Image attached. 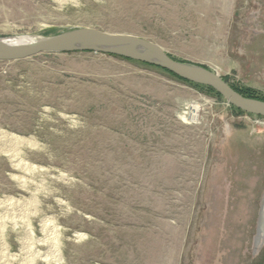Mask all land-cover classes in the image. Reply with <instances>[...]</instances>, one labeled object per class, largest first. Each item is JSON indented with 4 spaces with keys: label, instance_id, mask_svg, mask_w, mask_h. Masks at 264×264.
Segmentation results:
<instances>
[{
    "label": "rangeland",
    "instance_id": "obj_1",
    "mask_svg": "<svg viewBox=\"0 0 264 264\" xmlns=\"http://www.w3.org/2000/svg\"><path fill=\"white\" fill-rule=\"evenodd\" d=\"M78 2L0 0V38L134 35L264 97V0ZM195 102L200 123L186 124L180 115ZM3 130L35 138L23 157L44 172L0 155V200L21 204L0 207L9 237L0 264H27L13 230L26 206L38 210V238L50 219L61 264H264V118L236 115L156 67L80 52L0 62Z\"/></svg>",
    "mask_w": 264,
    "mask_h": 264
},
{
    "label": "water",
    "instance_id": "obj_2",
    "mask_svg": "<svg viewBox=\"0 0 264 264\" xmlns=\"http://www.w3.org/2000/svg\"><path fill=\"white\" fill-rule=\"evenodd\" d=\"M80 52L118 56L166 70L188 82L215 90L231 107L264 118V101L242 96L218 72L175 60L160 45L138 36L109 34L94 28H76L49 37L0 38V62H17L41 54ZM260 225L264 227V200Z\"/></svg>",
    "mask_w": 264,
    "mask_h": 264
},
{
    "label": "bare ground",
    "instance_id": "obj_3",
    "mask_svg": "<svg viewBox=\"0 0 264 264\" xmlns=\"http://www.w3.org/2000/svg\"><path fill=\"white\" fill-rule=\"evenodd\" d=\"M54 1L61 8L67 5L79 6L78 0H54ZM25 38H30V37H25ZM201 109H202V106L196 102L187 104L186 111H184L183 114L180 115V119L186 124L200 123L198 122V119H199L198 117L200 115L199 112ZM38 146L39 144L37 143L34 137H22V136H19V135H16V134L4 131V130L1 131L0 133V155H7L10 158V160L13 162V165L16 168H22L28 172L39 174L41 172H44V169L37 167L33 165L32 163H29L23 157L24 150L38 148ZM21 178L16 177V179L19 181L20 186L22 188L28 189L27 181ZM33 196H34L35 201L38 200L35 194H33ZM58 204L60 206H66V204L62 200H58ZM20 205H21L20 202L17 201L13 197H5L3 200H0V207H7L8 209H11V208L13 209V207H16V206L20 207ZM68 207L69 206H67V208ZM26 209H27V206L24 207L21 211V212L24 211L25 213L23 215V217L25 218L23 226L18 228V225H17L13 230H20V233H19L20 236L22 235L24 237L22 245H23L24 252H26L28 256L27 264H61L63 260L62 259V247L63 246H62L61 240L53 235V238L55 237V240L52 242L47 241L48 229L51 226L50 219L46 217H42L40 219L41 227H42L41 232L44 233V238H38L36 236L37 229L35 230V226H34V220L38 217V210L34 211L36 208L34 210L32 209L26 210ZM6 215H9V210L6 212L5 216ZM7 225L3 224L1 220L0 222V245L3 250V253H7L9 251V244H8V239H7L9 238ZM57 232H60V231H57ZM80 238H85V236H80ZM263 241H264V227H261L260 235L257 241L258 246L261 245Z\"/></svg>",
    "mask_w": 264,
    "mask_h": 264
},
{
    "label": "trees",
    "instance_id": "obj_4",
    "mask_svg": "<svg viewBox=\"0 0 264 264\" xmlns=\"http://www.w3.org/2000/svg\"><path fill=\"white\" fill-rule=\"evenodd\" d=\"M125 60H128V61H132V62H136V63H139L141 65H144V66H147V67H154V66H151V65H148V64H145V63H141V62H137V61H133L131 59H126V58H123ZM157 68V67H156ZM206 68V67H205ZM160 69V68H158ZM163 70V69H161ZM165 71L166 73H168L170 76H172L173 78L177 79L178 81L180 82H183V83H186L187 85H190L192 87H195L197 88L198 90H202V91H205L208 95H211V96H214L216 97L217 99L219 100H223V97L218 94L215 90L211 89V88H208V87H205V86H201V85H197V84H194V83H191V82H188L178 76H176L175 74L173 73H170L166 70H163ZM224 81H226L236 92H238L239 94H241L242 96L246 97V98H251V99H257V100H261V101H264V97L263 96H259L258 93H256L255 91H253L252 89H248V88H240L236 85H233V84H230L229 83V80L227 78H224ZM232 111L234 112V114L236 115H250V114H246L242 111H240L239 109L237 108H234L232 107ZM263 118V117H261Z\"/></svg>",
    "mask_w": 264,
    "mask_h": 264
},
{
    "label": "built area",
    "instance_id": "obj_5",
    "mask_svg": "<svg viewBox=\"0 0 264 264\" xmlns=\"http://www.w3.org/2000/svg\"><path fill=\"white\" fill-rule=\"evenodd\" d=\"M261 118V117H260Z\"/></svg>",
    "mask_w": 264,
    "mask_h": 264
}]
</instances>
